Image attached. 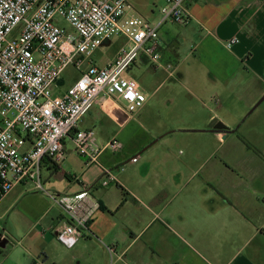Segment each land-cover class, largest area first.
Instances as JSON below:
<instances>
[{
  "label": "crops",
  "instance_id": "crops-1",
  "mask_svg": "<svg viewBox=\"0 0 264 264\" xmlns=\"http://www.w3.org/2000/svg\"><path fill=\"white\" fill-rule=\"evenodd\" d=\"M130 2L128 16L139 15L153 25L161 21L164 0H156L154 8L144 0ZM189 9L192 19L187 25L166 22L161 26V60L165 66L173 65L172 78L176 80L175 73L182 65V45L190 43L195 60L205 67V100L218 108L194 110L184 127L165 133L146 119V112L152 108L149 99L132 117L115 107L96 104L79 129L94 130L99 149L114 140L124 146L120 152L105 149L101 154L100 165L112 170L117 179L116 185L107 188L101 186V166H87L70 138L65 141L62 162L43 163L42 178L49 187L46 191L76 194L88 187L101 205L91 235L74 247H95V256L84 264H264V205L258 207L259 201L253 196L228 195L220 189L218 194L205 197V122L218 118L232 131L236 119L264 100V0H191ZM234 38L238 43L227 49L225 43ZM116 54L104 64L95 59V64L104 67ZM141 64L150 62L142 56L134 66ZM158 71L171 78L165 68ZM206 133L218 139L225 136L224 132ZM162 135L195 143L199 157L192 153L191 160L176 164L169 148L154 167L146 159L143 170L153 172L156 184L165 192L164 197L149 200V206L114 171L127 163L140 164V158ZM133 158L138 161L131 162ZM58 176L68 183L62 180L57 186L52 180ZM142 183H148L147 178ZM35 191V184L27 182L4 197L0 194V218L11 212L15 222L11 232L0 235L17 240V244L9 242L0 250L11 264H57L59 247L51 228L63 218V212L47 194ZM128 206L146 210L128 220ZM111 246L116 256L108 252Z\"/></svg>",
  "mask_w": 264,
  "mask_h": 264
},
{
  "label": "built area",
  "instance_id": "built-area-1",
  "mask_svg": "<svg viewBox=\"0 0 264 264\" xmlns=\"http://www.w3.org/2000/svg\"><path fill=\"white\" fill-rule=\"evenodd\" d=\"M190 2L164 0L161 21L153 25L139 15H127L130 0H0V194L4 197L23 183L35 184L61 208L63 218L51 232L68 249L91 235L101 205L88 187L76 194L44 190L43 163L62 162L69 138L87 166H101L105 149L123 150L118 140L97 148L94 130H80L79 124L98 103L131 117L145 107L147 96L125 75L142 56L155 71L165 68L174 77L173 65L161 60L159 31L166 22L187 25ZM114 38L128 44L98 67L94 55ZM237 43L234 38L225 47ZM71 67L80 74L78 80L57 94L54 87ZM101 168V186L116 185L112 170ZM107 250L111 257L117 255L114 246Z\"/></svg>",
  "mask_w": 264,
  "mask_h": 264
},
{
  "label": "rangeland",
  "instance_id": "rangeland-1",
  "mask_svg": "<svg viewBox=\"0 0 264 264\" xmlns=\"http://www.w3.org/2000/svg\"><path fill=\"white\" fill-rule=\"evenodd\" d=\"M144 2L154 8L156 0H144ZM60 21L63 28L69 33H73L67 22ZM126 44L128 43L124 38H114L96 52L93 59L94 61L95 59L98 60L99 64H104ZM182 46L183 54L179 60L182 65L179 71L175 73L176 80L168 78L163 71L155 72L151 64L133 66L125 74L127 78L138 84L140 90L143 91L152 104V108L145 114L148 123L160 131H165V133L172 131V129L184 127L187 121L191 119L190 116L194 110L196 112L197 110H204V108L211 109L215 106V104L208 103L205 100L204 65L195 60L192 54L193 47L190 46V43H185ZM79 76L80 74L74 68H69L61 79L63 83L58 82L57 86L54 87V92L59 94L67 90L78 80ZM198 87L201 88V91ZM215 107L218 108V106ZM211 122L212 120L205 122V130ZM235 122L237 124H235L230 135H225L221 139L205 132V197L218 194V189H220L228 195L253 196L259 201L257 206L263 207L264 100L261 99L257 102L247 110L244 116L236 119ZM183 136L186 135H176L175 138H184ZM155 142L156 144L148 150V153L140 158V164L127 163L114 171L118 172L120 180L128 182L134 192L145 198L143 200L149 206V200H152V198L160 199V197H164L165 192L156 184L153 172L143 170L146 159H150L151 166L154 167L160 163L159 160L162 158L163 153L165 154V151L169 148L173 151L172 162L176 164L188 159L191 160L193 158L192 153L197 158L199 157L195 151L196 145L191 141L181 143L176 139H172L170 135L165 137L162 135ZM228 164L235 171L230 170L231 167ZM145 178L148 181L146 184L142 183ZM62 180L68 183L63 176L55 177L52 181L59 186ZM42 181L44 190H49L43 178ZM235 184L241 185V187L237 189ZM33 193L45 195L38 190ZM47 199L55 204L52 199V201L49 198ZM55 206L57 205L55 204ZM151 207L153 208L152 205ZM144 209L146 210L143 206L138 208L128 206L125 211V218L131 220ZM259 211L260 209L257 208L256 212L260 213ZM14 225L15 222L11 212H8L4 218H0V235L11 232ZM53 241L59 247L56 251L57 264H84L96 254L93 246L79 247L85 241H81L76 248L72 249H68L56 239ZM9 242H16L17 244V240L11 238ZM4 258L0 255V264H11L10 259Z\"/></svg>",
  "mask_w": 264,
  "mask_h": 264
},
{
  "label": "water",
  "instance_id": "water-1",
  "mask_svg": "<svg viewBox=\"0 0 264 264\" xmlns=\"http://www.w3.org/2000/svg\"><path fill=\"white\" fill-rule=\"evenodd\" d=\"M229 131V128L220 122L218 119L212 120V122L208 125L205 132H225ZM225 135H228L227 133ZM9 240L4 237H0V250L5 249Z\"/></svg>",
  "mask_w": 264,
  "mask_h": 264
},
{
  "label": "flooded vegetation",
  "instance_id": "flooded-vegetation-1",
  "mask_svg": "<svg viewBox=\"0 0 264 264\" xmlns=\"http://www.w3.org/2000/svg\"><path fill=\"white\" fill-rule=\"evenodd\" d=\"M232 131L231 130H229V131H225L224 133L226 134H230Z\"/></svg>",
  "mask_w": 264,
  "mask_h": 264
},
{
  "label": "trees",
  "instance_id": "trees-1",
  "mask_svg": "<svg viewBox=\"0 0 264 264\" xmlns=\"http://www.w3.org/2000/svg\"><path fill=\"white\" fill-rule=\"evenodd\" d=\"M61 81V80H60ZM60 81H58V82H60ZM61 83H63L62 81H61ZM122 189V188H121ZM123 190V189H122ZM124 191V190H123Z\"/></svg>",
  "mask_w": 264,
  "mask_h": 264
}]
</instances>
